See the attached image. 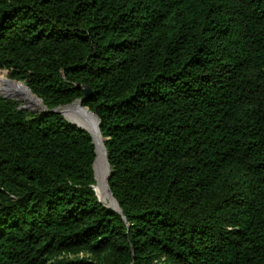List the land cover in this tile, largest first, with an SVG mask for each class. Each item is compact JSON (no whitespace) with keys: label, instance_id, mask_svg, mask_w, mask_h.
<instances>
[{"label":"trees","instance_id":"trees-1","mask_svg":"<svg viewBox=\"0 0 264 264\" xmlns=\"http://www.w3.org/2000/svg\"><path fill=\"white\" fill-rule=\"evenodd\" d=\"M2 74L0 264H264V0H0Z\"/></svg>","mask_w":264,"mask_h":264},{"label":"bare ground","instance_id":"bare-ground-1","mask_svg":"<svg viewBox=\"0 0 264 264\" xmlns=\"http://www.w3.org/2000/svg\"><path fill=\"white\" fill-rule=\"evenodd\" d=\"M0 89H1L2 92L10 94L11 96L16 95V94L17 95H25L30 101H35L34 100V96L31 95L30 92L28 90H26V88H24V86H22V85H14V84H11L8 81H4V83L2 85H0ZM79 106L76 105L75 108L78 111H80L86 117V119H88L90 121V126H91V129H92L93 137H94V139H95V141H96V143L98 145L97 155H98V161H100L99 165H103V168H104V166L108 167L107 164H106V156L104 157L105 149H104V146H103V140L100 137V134H99L98 128H97V121L87 110L82 109ZM27 109L32 110L30 107H28ZM59 111L62 112V109H60ZM101 158H104L105 160L101 159ZM99 159H101V160H99ZM97 164H98V162H97ZM96 168H97V165H96ZM108 169H109V167H108ZM108 175H109V173H108ZM107 177L108 176L106 175V170H103L101 168V173H100V178H101V187L100 188L101 189L98 192L100 193V197L103 199V201L107 200V198H108L107 191L109 192V190H108V187H107ZM109 196L111 197L112 207H114L115 209H118L117 203L113 199V197L110 195V193H109Z\"/></svg>","mask_w":264,"mask_h":264},{"label":"rangeland","instance_id":"rangeland-1","mask_svg":"<svg viewBox=\"0 0 264 264\" xmlns=\"http://www.w3.org/2000/svg\"><path fill=\"white\" fill-rule=\"evenodd\" d=\"M3 76H6V74H2V75H0V85H2L3 83H4V81L3 82H1V80H2V78H5V77H3ZM5 79H7V81L8 82H10L11 80L9 79V78H5ZM6 81V80H5ZM11 84H14V85H22V86H24V88H26L25 86V84L23 85V84H21V83H19V84H15V83H12V81L10 82ZM26 90H27V88H26ZM0 97L1 98H3V99H8V100H12V101H15V102H18V103H20L22 106H24L26 109L28 108V107H30L31 109H34V108H41L42 106V103L40 104V101L38 100V99H36V97H34V100L35 101H30L25 95H13V96H11L10 94H7V93H5V92H2L1 91V89H0ZM76 105H80L78 102H76L73 106H71V107H67V108H64V109H62V113L65 115V117L69 120V121H72V122H74V123H76V124H78V125H80V126H82L83 128H85V129H87L92 135H93V133H92V129H91V126H90V121L88 120V119H86V117L80 112V111H78L76 108H75V106ZM41 106V107H40ZM80 108H81V105L79 106ZM101 159H104V158H101ZM101 159H99V160H101ZM105 160V159H104ZM97 162H98V164L96 163V165H97V169H98V172H99V181H98V179L96 178V185H95V187H94V190H95V193L97 194V197L99 198V200H101L100 199V193L98 192L101 188V178H100V173H101V168L103 169V170H106V175L108 176V173H109V169H108V167H105L104 166V168H103V165H99L100 164V161H98V156H97ZM96 177H97V170H96ZM98 192V193H97ZM107 193H108V200H110L111 199V197L109 196V192L107 191ZM102 201V200H101Z\"/></svg>","mask_w":264,"mask_h":264},{"label":"water","instance_id":"water-1","mask_svg":"<svg viewBox=\"0 0 264 264\" xmlns=\"http://www.w3.org/2000/svg\"><path fill=\"white\" fill-rule=\"evenodd\" d=\"M27 88V90L30 92V94L31 95H33L32 93H31V91L29 90V88L28 87H26ZM84 88V92H85V99H83V100H81V101H79L78 103L81 105V108L82 109H85V110H87L86 108H84L83 107V103L85 102V101H87L88 99H91V97H92V90L91 89H89V88H87V87H83ZM34 96V95H33ZM73 106V105H72ZM70 107V106H69ZM27 110V109H26ZM29 111H32V110H30V109H28ZM88 111V110H87ZM89 112V111H88ZM90 113V112H89ZM52 114H61V115H64L62 112H60V111H54ZM95 119H96V121H97V128H98V132H99V134H100V137L102 138V136H101V132H100V129H101V125H100V122H99V119L95 116V115H93L92 113H90ZM65 116V115H64ZM72 124H75L76 126H78L79 128H81V129H84V130H86L91 136H92V138H93V140H94V144H95V146H96V154H97V151H98V145H97V143H96V141H95V139H94V137H93V135L87 130V129H85V128H83L82 126H79L78 124H76V123H74V122H72V121H70ZM103 146H104V149H105V154H106V164H107V166L109 167V175H108V177H107V187H108V190H109V193H110V195L113 197V194H112V192H111V190H110V188H109V180H110V177H111V167H110V162H109V159H108V153H107V151H106V148H105V145H104V143H103ZM98 156V155H97ZM96 163H97V160H96ZM95 175H96V164H95ZM97 178V177H96ZM113 199H114V197H113ZM115 200V199H114ZM99 201H101V200H99ZM116 201V200H115ZM101 202H103V201H101ZM104 203V202H103ZM117 203V202H116ZM105 204V203H104ZM106 205V204H105ZM117 206H118V209H115L114 207H112L111 206V208H113V209H115L116 211H119V205H118V203H117Z\"/></svg>","mask_w":264,"mask_h":264},{"label":"clouds","instance_id":"clouds-1","mask_svg":"<svg viewBox=\"0 0 264 264\" xmlns=\"http://www.w3.org/2000/svg\"><path fill=\"white\" fill-rule=\"evenodd\" d=\"M21 84H23L24 85V83H21ZM25 87H27V86H25ZM27 111H29L28 109H27ZM68 120V119H67Z\"/></svg>","mask_w":264,"mask_h":264}]
</instances>
